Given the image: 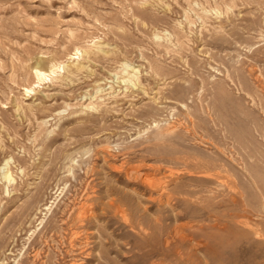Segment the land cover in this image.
<instances>
[{
    "label": "rangeland",
    "instance_id": "1",
    "mask_svg": "<svg viewBox=\"0 0 264 264\" xmlns=\"http://www.w3.org/2000/svg\"><path fill=\"white\" fill-rule=\"evenodd\" d=\"M0 264H264V0H0Z\"/></svg>",
    "mask_w": 264,
    "mask_h": 264
},
{
    "label": "bare ground",
    "instance_id": "2",
    "mask_svg": "<svg viewBox=\"0 0 264 264\" xmlns=\"http://www.w3.org/2000/svg\"><path fill=\"white\" fill-rule=\"evenodd\" d=\"M158 39V38H157ZM95 45V44H94ZM99 46V44H98ZM102 46V45H101ZM103 47V46H102ZM98 49H101V47H99ZM91 50V49H90ZM91 53V51H90ZM85 55H90L88 54L87 50H76V53L72 55V57L68 60H75V58L78 57H84ZM74 57V58H73ZM78 59V58H77ZM87 59V58H86ZM69 64V63H68ZM52 65V64H51ZM69 67H73V70L75 72H79L82 70V67L80 65L77 64H73L71 63L70 65L67 64H59L56 66H53L51 68L50 71H45L41 66H39V64H37V66L34 68V74L35 77L40 80V81H46L48 78L52 79L55 75H57L58 73H64V71L66 69H68ZM69 71V70H68ZM83 71V70H82ZM122 73H124L125 77L122 76V83H125L127 85H131L133 87H136L138 85L139 82V78L137 76L138 70L132 68L130 65L128 64H122V69L121 71ZM121 74V73H120ZM123 75V74H122ZM116 77V76H115ZM118 80V78H116ZM39 81V82H40ZM44 81V82H45ZM119 81V80H118ZM120 82V81H119ZM120 85V84H119ZM122 86V85H121ZM127 86H125L126 88ZM134 89V88H133ZM25 91V89H24ZM34 91V89H26V93H28L29 95ZM127 91V90H125ZM99 92V91H98ZM20 105V104H19ZM90 106V105H89ZM17 108V107H16ZM9 167V166H8ZM22 173V172H21ZM2 176V175H1ZM5 180V183L10 184L13 181L12 175L9 171H7L6 173L3 174V179ZM4 182V181H3ZM87 209V208H86ZM83 212V211H82Z\"/></svg>",
    "mask_w": 264,
    "mask_h": 264
}]
</instances>
